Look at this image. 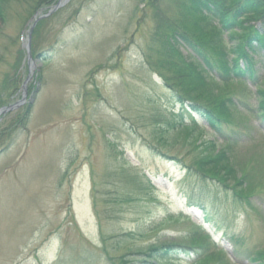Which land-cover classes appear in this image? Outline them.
Segmentation results:
<instances>
[{"label": "rangeland", "instance_id": "374dc122", "mask_svg": "<svg viewBox=\"0 0 264 264\" xmlns=\"http://www.w3.org/2000/svg\"><path fill=\"white\" fill-rule=\"evenodd\" d=\"M149 1L76 0L41 27L36 49H56L32 61L27 128L13 132V114L0 120V264H221L201 262L213 253L228 264H264V128L239 101L256 105V87L232 81L223 90L238 107L222 133L250 176L252 194L240 202L196 170L195 145L227 143L153 65L167 54L177 12L173 0H153L168 20L156 29L163 18ZM16 11L0 38L14 53L18 35L25 50L28 31L19 32ZM175 48L172 55L187 56ZM254 58L261 87L264 65ZM161 243L192 249L156 261L140 253Z\"/></svg>", "mask_w": 264, "mask_h": 264}, {"label": "trees", "instance_id": "16d2710c", "mask_svg": "<svg viewBox=\"0 0 264 264\" xmlns=\"http://www.w3.org/2000/svg\"><path fill=\"white\" fill-rule=\"evenodd\" d=\"M57 1L0 0V38H5V27L11 17L18 13L16 8L22 10L20 32L30 23L34 14L46 13ZM74 1L76 0H68L67 4ZM149 5L154 8L156 19L160 14L164 15L160 4L151 0ZM172 5L176 8L177 15L171 20L169 40L165 41L167 54L164 59L158 58L153 65L163 69V81L176 91L178 101L182 104L189 103L191 110L203 117L227 143L221 149L216 147L215 141L194 144L201 151L193 161L196 170L202 172L205 178L230 188L235 200L245 201L244 198L252 194L245 188L250 176L246 167L236 162V156L232 152L234 139L222 133V124L231 122V110L238 105L231 96H225L223 90L232 81H250L256 87V105L239 101L248 116L259 120L264 128V85L260 87L261 77L254 58L259 56L264 65V0H173ZM50 18L39 19L32 30L31 53L33 57L42 60L49 59L56 49L53 43L50 44L47 50L51 54L47 56L46 50L36 49V38L43 24ZM162 18L161 21L157 19L156 29L162 28L164 22H168ZM251 21L254 22L250 23ZM154 35H158L157 30ZM20 37H17L18 49L15 53L10 48L12 43L0 45V64L6 61V53L10 57L14 53V60L6 61L7 71L0 75V107L10 104L15 95L21 92L19 84L23 78L22 72L27 70V66L24 63L25 54L20 46ZM175 46L185 49L187 56L177 53L172 55L177 52ZM166 68L177 71V78L184 80H175V76L168 73ZM175 85L178 87L175 88ZM34 92L35 88L32 86L29 93L34 95ZM33 104V101H28L15 111L12 110L14 112L9 111L2 116L5 118L13 114L14 119L10 122L13 132H22L27 128ZM184 133L190 135L192 131L184 130ZM238 167L243 172L239 176ZM186 248L178 243H161L150 245L140 253L156 261L167 257L170 251ZM210 257L218 263L228 264L216 253L208 255L201 262L212 261ZM258 264H263V261Z\"/></svg>", "mask_w": 264, "mask_h": 264}, {"label": "water", "instance_id": "95a60500", "mask_svg": "<svg viewBox=\"0 0 264 264\" xmlns=\"http://www.w3.org/2000/svg\"><path fill=\"white\" fill-rule=\"evenodd\" d=\"M63 4V2L61 0H59V2L54 6L53 10H55L56 8H58L59 6H61ZM27 51H28V58H30V53H29V42L27 44ZM29 79V76L26 78V81ZM24 88V85H23ZM25 100V94L22 95L21 99L18 100L17 102L13 103V104H9L7 106H4L2 108H0V115L6 113L7 111L15 108L16 106H18L19 104H21L22 102H24Z\"/></svg>", "mask_w": 264, "mask_h": 264}]
</instances>
